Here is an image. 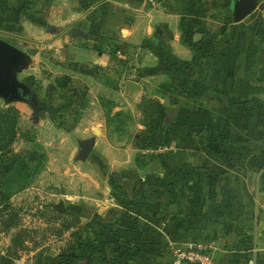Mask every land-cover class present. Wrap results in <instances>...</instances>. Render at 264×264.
<instances>
[{
    "label": "crops",
    "instance_id": "obj_1",
    "mask_svg": "<svg viewBox=\"0 0 264 264\" xmlns=\"http://www.w3.org/2000/svg\"><path fill=\"white\" fill-rule=\"evenodd\" d=\"M158 2L0 0V38L29 57L11 80L40 97L38 135L52 122L46 96L63 97L74 114L65 124L70 150L61 157L68 165L50 182L55 189L62 183L64 195L50 196L52 204L46 207L52 217L59 212L60 219L68 221L70 216V222L50 234L57 249L33 243L14 264H172L175 249L198 244L210 250V264H264V110L236 119L214 100L174 90L171 74H147L162 60L188 63V72L220 95L264 102V13L255 11L234 23L230 0ZM26 15H36L32 20L44 27ZM47 25L58 32L48 36ZM24 34L37 39L38 52L28 51ZM114 47L112 57L108 51ZM41 49H47V56ZM129 82L140 89L129 90ZM10 102L21 110L27 103ZM160 108L187 114L191 126L222 139L226 146L249 150L247 156L255 155L260 162L216 166L200 151L194 133L154 150L141 149V136L155 134L164 124ZM123 122L141 131L132 144L121 137ZM146 124L154 128L152 134H142ZM87 144L92 148L81 160ZM111 173L135 178L144 193L133 197L130 192L118 200L109 183ZM155 179L161 181L157 187L151 184ZM141 198L140 230L150 235L159 231L164 243L145 260H118L116 238L95 218L118 216V203L136 204ZM40 248L55 255L36 257Z\"/></svg>",
    "mask_w": 264,
    "mask_h": 264
},
{
    "label": "rangeland",
    "instance_id": "obj_2",
    "mask_svg": "<svg viewBox=\"0 0 264 264\" xmlns=\"http://www.w3.org/2000/svg\"><path fill=\"white\" fill-rule=\"evenodd\" d=\"M35 16L30 15V18L35 19ZM42 32L44 33L43 29ZM48 36L50 35L48 34ZM22 37L24 42L28 44L30 53L38 52L36 49L37 39L26 34ZM41 50L44 56H47V49ZM25 91L31 100V104L23 103L25 109L22 110L15 107L17 106L16 103H11L0 96V111L15 108L19 112L16 125L17 139L10 153L0 154V256L11 261L20 258V255L23 254L25 250L22 249V246L28 248L33 243L48 244L57 249L50 234H55V230L64 228L68 224L66 222H70V216H67L68 221L65 217V219H60L58 211L52 217L46 207L52 204V197L50 196L61 195L63 197L64 195L62 183H59L61 187L55 189L50 182L54 181L53 177L56 176V173L62 176L64 168L68 165L67 159L61 157H64L70 150L65 124L68 116L74 117L73 111L70 112V108L66 105L63 97L58 100L56 94L55 96H46L45 99H48V103L51 102L50 107L47 105V108L52 122L51 126L47 122V125L41 127L42 133L39 136L37 126L40 97L34 94L32 88L25 89ZM107 102L110 103L111 101ZM140 122L144 123L146 120H140ZM122 125L120 127L121 137L129 139V143L132 144L134 135L141 131L139 128L130 127L125 122ZM146 125V130L142 131L143 135V132L148 134L147 132H151V129L154 130V128H149L148 124ZM159 129L160 126L157 127L156 131L158 132ZM150 132L149 134H152ZM41 169L45 171L40 176L33 178L34 174ZM21 171L25 172L24 178L19 177L22 176ZM113 196L119 197L118 200L122 198L117 190L114 191ZM11 214H15L17 226L8 233H4L2 221ZM71 224L78 226L80 223L77 220H71ZM63 244L62 242L58 246H63Z\"/></svg>",
    "mask_w": 264,
    "mask_h": 264
},
{
    "label": "trees",
    "instance_id": "obj_3",
    "mask_svg": "<svg viewBox=\"0 0 264 264\" xmlns=\"http://www.w3.org/2000/svg\"><path fill=\"white\" fill-rule=\"evenodd\" d=\"M27 16V15H26ZM30 21L34 22L40 27H44L43 23H37L30 15L27 16ZM21 32V29L19 30ZM100 41H103L100 39ZM100 48V47H99ZM97 48V49H99ZM117 48H110L109 54L115 56ZM190 64L188 63H173L168 60H162L160 66L154 70H148L149 76L157 73H169L172 75L174 90L187 91L194 95H202L207 99L216 101L224 112L229 113L236 119H243L245 114L252 118V113L255 109L264 110V102L254 99L250 101L230 100L216 91L206 87L199 78L194 77L188 72ZM60 87L66 86L65 78L61 79ZM159 113L164 117V124L158 132L153 135L141 136V149L154 150L161 147L170 140H178L187 133H194L199 139L200 151L204 152L208 159H210L216 166L225 165L229 162L248 161L250 164L256 166L260 159L253 155L248 157L243 149H236L232 146H226L224 141L220 138L212 136L209 132L202 128L191 126L186 118L187 114L179 111L168 110L164 108L159 109ZM19 112L15 108L0 111V154H8L11 151L17 139V120ZM249 149V148H248ZM110 186L119 191L123 196H127L131 192L134 197L135 193L141 195L144 190L139 189V184L135 178H122L117 173L109 175ZM154 186H159L161 181L155 179L152 181ZM151 187V185H150ZM143 200L142 198L136 201V204L121 201L122 212L113 218L104 219L96 216L97 225L109 231L114 237L116 258H142L147 259L155 255L164 243L163 235L157 231L155 234L143 233L138 225V217L140 216ZM15 214H11L6 220L2 221V231L8 233L10 230L16 228L17 220ZM158 225V224H156ZM22 244V243H21ZM24 245V243H23ZM22 249L26 250L25 246ZM13 261V260H12ZM0 256V264H14Z\"/></svg>",
    "mask_w": 264,
    "mask_h": 264
},
{
    "label": "water",
    "instance_id": "obj_4",
    "mask_svg": "<svg viewBox=\"0 0 264 264\" xmlns=\"http://www.w3.org/2000/svg\"><path fill=\"white\" fill-rule=\"evenodd\" d=\"M258 9V0H230L229 10L232 15L234 23H239L249 16H251ZM45 32L53 35L58 30L50 25L45 27ZM198 37H200L198 35ZM29 57L21 50L9 44L0 38V96L6 98L8 101H23L31 104V100L25 94L26 91L19 85L14 84L11 80L13 72H21L27 65ZM128 88L131 91H138L140 87L133 82L128 83ZM144 105V102H141ZM91 145H85L81 150V160H85L91 150ZM121 206V203H118ZM50 256L53 257L55 253L48 252L47 248H40L36 251L35 256Z\"/></svg>",
    "mask_w": 264,
    "mask_h": 264
},
{
    "label": "built area",
    "instance_id": "obj_5",
    "mask_svg": "<svg viewBox=\"0 0 264 264\" xmlns=\"http://www.w3.org/2000/svg\"><path fill=\"white\" fill-rule=\"evenodd\" d=\"M153 5H157L158 0H150ZM264 13V0H258V9ZM120 53L117 52L116 55ZM211 254L206 246L198 244L188 249L178 248L173 252L172 264H210Z\"/></svg>",
    "mask_w": 264,
    "mask_h": 264
}]
</instances>
